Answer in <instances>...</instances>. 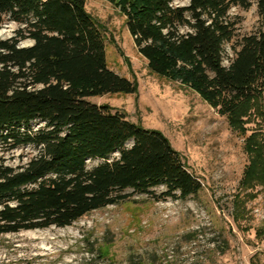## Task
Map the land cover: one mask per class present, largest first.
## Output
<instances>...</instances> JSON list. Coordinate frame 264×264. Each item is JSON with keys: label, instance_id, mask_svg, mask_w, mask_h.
Here are the masks:
<instances>
[{"label": "trees", "instance_id": "1", "mask_svg": "<svg viewBox=\"0 0 264 264\" xmlns=\"http://www.w3.org/2000/svg\"><path fill=\"white\" fill-rule=\"evenodd\" d=\"M105 1L125 18L152 74L199 95L242 135L253 114L264 117V0L256 1L259 29L233 44L228 67L224 47L236 29L230 10L249 9L252 0ZM7 16L21 27L0 39V145L32 146L38 154L18 168L0 166V236L69 227L161 186L163 197L181 200L202 190L160 131L88 101L133 95L138 85L108 68L101 28L85 0H0V27ZM24 41L32 45L21 47ZM36 120L45 126L33 129ZM245 151L241 187L264 190L260 134L247 137ZM90 160L102 163L89 169Z\"/></svg>", "mask_w": 264, "mask_h": 264}, {"label": "rangeland", "instance_id": "2", "mask_svg": "<svg viewBox=\"0 0 264 264\" xmlns=\"http://www.w3.org/2000/svg\"><path fill=\"white\" fill-rule=\"evenodd\" d=\"M256 1L249 9L230 10L236 29L232 43L224 47L226 67L234 57L233 44L260 27ZM85 2L101 28L108 68L138 85L133 95L88 101L160 131L199 178L202 190L181 200L163 197L166 188L161 186L94 211L69 227L1 235L0 264H264V190L241 187L249 164L245 141L252 133L264 140V117L253 114L246 135L233 131L227 117L199 95L150 72L117 9L105 0ZM20 27L5 17L0 39L15 37ZM259 107L264 114V99ZM44 126L40 120L31 123L35 130ZM37 154L32 146L6 151L0 145V166L18 168ZM100 163L90 160L87 167Z\"/></svg>", "mask_w": 264, "mask_h": 264}, {"label": "water", "instance_id": "3", "mask_svg": "<svg viewBox=\"0 0 264 264\" xmlns=\"http://www.w3.org/2000/svg\"><path fill=\"white\" fill-rule=\"evenodd\" d=\"M32 43H30L29 45H21V47H27V46H31Z\"/></svg>", "mask_w": 264, "mask_h": 264}]
</instances>
